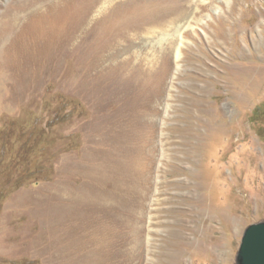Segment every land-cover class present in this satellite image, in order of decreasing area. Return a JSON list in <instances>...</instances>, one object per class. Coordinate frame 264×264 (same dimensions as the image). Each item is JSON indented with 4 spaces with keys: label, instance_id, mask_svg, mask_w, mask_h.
Segmentation results:
<instances>
[{
    "label": "rangeland",
    "instance_id": "1",
    "mask_svg": "<svg viewBox=\"0 0 264 264\" xmlns=\"http://www.w3.org/2000/svg\"><path fill=\"white\" fill-rule=\"evenodd\" d=\"M20 1L0 0V13ZM87 1L43 2L75 14ZM163 1L98 0L84 29L110 28ZM169 1L177 13L113 41L99 67L150 76L129 97L140 127L119 264H235L243 229L264 220V0ZM19 14L20 23L27 15ZM230 61L231 79L219 75ZM60 66L43 77L0 74V264H62V227L50 218L60 186L113 189L76 166L107 167L111 141L91 117L85 78ZM208 240L222 245L199 250Z\"/></svg>",
    "mask_w": 264,
    "mask_h": 264
},
{
    "label": "bare ground",
    "instance_id": "2",
    "mask_svg": "<svg viewBox=\"0 0 264 264\" xmlns=\"http://www.w3.org/2000/svg\"><path fill=\"white\" fill-rule=\"evenodd\" d=\"M43 1L15 2L0 13V74H14L19 77L34 74L43 77L57 71L61 62H65L76 75L85 78L81 86L87 85L91 89L87 97L88 102L94 107L90 106L93 114L91 117L92 119L94 117L102 127V134L107 135L111 142L105 159L107 167L99 163L92 165L79 163L76 166L81 169L83 176L91 181H98L100 186L111 182L113 189H119L120 194L108 189L109 185L105 188L104 185L103 188L101 187L102 190H99L94 186L87 187V183L84 182L72 187L64 181L59 188V206L57 210H53L50 218L54 216L62 227L59 241V246L61 245L59 251L63 254L62 264H119L118 250L126 242L123 234L126 232L129 220L128 197L132 196L127 192L130 193V190L135 189L130 168L133 161V147L136 145V139H139L140 127L137 116L138 102L130 101L129 97L130 92L139 88L143 90L145 86L143 82H147L150 76L140 71L125 70L124 72L123 66L121 69L111 65L99 67L102 65L104 50L113 41L125 38L129 31H137L144 25L166 20L173 13H177L178 8L169 4L167 2L169 0H164V5L158 3L137 9L142 13L141 17L124 16L119 24L95 31L93 26L84 29V24L98 0H88L75 14H66L58 6ZM38 3L41 5L31 10ZM63 3L68 6H79L77 0H63ZM39 8L42 11H39ZM21 12L27 16L19 23L22 19L19 14ZM181 38L179 37L178 40L181 41ZM176 46L175 57L179 60L181 52L178 42ZM230 63L234 64L232 61L221 64L224 70L219 75L230 79L235 75L236 72L232 69L234 65ZM230 65L232 68L229 67ZM93 69L95 71H91ZM123 90L128 92L126 96L120 93L112 94ZM109 91L112 95L107 96ZM99 118L100 120L97 121ZM202 176L206 179L205 182L209 180L206 172ZM197 186L192 187L197 189ZM196 200L201 205L205 203L203 198ZM210 206L214 207L212 204ZM50 208L52 209V206ZM97 236H101L102 240L98 241ZM177 236L180 237L179 234ZM220 245L222 243L214 244L208 240L205 245H199V250L204 252ZM185 246L181 247L184 251L187 250ZM181 249L179 248L175 257L180 254Z\"/></svg>",
    "mask_w": 264,
    "mask_h": 264
},
{
    "label": "water",
    "instance_id": "3",
    "mask_svg": "<svg viewBox=\"0 0 264 264\" xmlns=\"http://www.w3.org/2000/svg\"><path fill=\"white\" fill-rule=\"evenodd\" d=\"M235 264H264V220L243 229Z\"/></svg>",
    "mask_w": 264,
    "mask_h": 264
}]
</instances>
